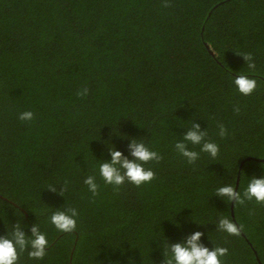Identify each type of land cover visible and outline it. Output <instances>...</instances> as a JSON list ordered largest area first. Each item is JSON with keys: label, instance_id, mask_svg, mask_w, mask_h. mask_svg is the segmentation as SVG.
<instances>
[{"label": "trees", "instance_id": "1", "mask_svg": "<svg viewBox=\"0 0 264 264\" xmlns=\"http://www.w3.org/2000/svg\"><path fill=\"white\" fill-rule=\"evenodd\" d=\"M164 2L0 0V236L37 224L49 240L43 260L25 252L20 264H164V244L196 231L229 249L224 264H264V205L215 195L264 176V0ZM240 74L257 81L251 95L234 87ZM194 122L217 158L189 144L200 152L189 164L175 151ZM133 138L163 159L144 165L150 183L116 191L99 165L114 145L131 159ZM65 181L63 195L48 189ZM69 207L77 229L61 233L49 217ZM222 216L239 236L217 230Z\"/></svg>", "mask_w": 264, "mask_h": 264}, {"label": "clouds", "instance_id": "2", "mask_svg": "<svg viewBox=\"0 0 264 264\" xmlns=\"http://www.w3.org/2000/svg\"><path fill=\"white\" fill-rule=\"evenodd\" d=\"M168 0H165L163 7H170ZM246 61L247 67L255 71L256 64L250 53L241 55ZM233 85L237 91L245 96L251 95L257 88V81L249 78L247 75L240 74L233 79ZM88 95V89L85 87L77 92L78 97ZM239 112V109H236ZM21 121H31L34 119L32 111H24L18 117ZM218 135L224 138L228 131L223 124L218 125ZM207 132L201 129L200 124L193 123L183 136L181 141L175 143V151L182 156L187 163L195 164L199 159L200 152L209 154L213 159L219 154V145L206 140ZM199 145L200 152L190 150L188 145ZM131 149V159L123 152L114 147L108 148L110 160H103L99 165V176L107 185L114 186L116 191L125 184V182L140 187L145 183H150L155 179V172L144 165L155 161L159 163L163 157L156 151L150 150L145 143L132 139L129 145ZM88 191L93 197L99 195V184L94 175H89L84 180ZM53 193L63 195L67 191V181L57 189L55 186L48 188ZM215 195L220 196L226 202H235V204L245 205L246 201H255L256 204L264 205V176L257 178L251 177L243 192L237 191L231 185L220 186L216 189ZM251 214V213H250ZM79 212L76 208H66L65 210H56L49 217L50 223L61 233H72L77 229V217ZM217 230L225 232L230 236H239L243 225H237L227 217H220L216 223ZM31 235H26L20 224L14 226L9 235L0 236V264H20L21 255L27 252L30 260H43L47 255L49 240L40 227L35 224L31 227ZM204 234L200 231L188 236L183 242L169 243L163 247L164 264H224L221 259L228 256L229 249L222 246H214L210 249L201 243Z\"/></svg>", "mask_w": 264, "mask_h": 264}]
</instances>
